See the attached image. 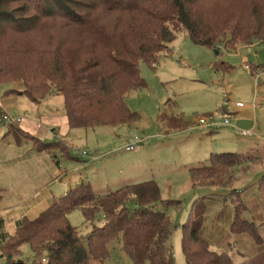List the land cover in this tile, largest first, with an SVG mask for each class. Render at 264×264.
I'll return each mask as SVG.
<instances>
[{"label":"trees","instance_id":"1","mask_svg":"<svg viewBox=\"0 0 264 264\" xmlns=\"http://www.w3.org/2000/svg\"><path fill=\"white\" fill-rule=\"evenodd\" d=\"M181 31L216 51L263 41L264 0H0V84L21 82L22 89L6 93L26 95L35 104L61 95L73 130L132 124L138 115L126 96L145 86L140 63L154 65L167 57ZM33 35L37 39L31 40ZM4 113L0 107V119ZM161 122L168 130L187 125L177 112L164 115ZM9 133L16 142L31 140L38 151L54 158L71 154L66 143L44 141L17 122L9 124ZM242 161L239 153H212L209 164L190 168L194 188L197 183L231 182ZM257 186L264 198V175ZM236 196L231 231L247 233L262 245L260 226L242 216L247 206ZM159 202L180 204L163 200L153 179L104 193L80 180L36 217L23 216L14 234L1 235L0 256L6 264H26L18 260L28 243L38 264H103L108 245L121 240L133 264H175L169 242L173 226L167 212L156 207ZM75 209L94 224L85 239L69 220ZM99 214L103 222L96 225ZM205 214L204 199L198 198L182 226L181 247L188 264H264V249L239 263L211 250L202 235Z\"/></svg>","mask_w":264,"mask_h":264},{"label":"rangeland","instance_id":"2","mask_svg":"<svg viewBox=\"0 0 264 264\" xmlns=\"http://www.w3.org/2000/svg\"><path fill=\"white\" fill-rule=\"evenodd\" d=\"M32 39L37 38L33 35ZM253 43L256 46L251 49L246 45L236 51L222 50L221 54H216L215 50L192 42L186 31L177 33L167 57L160 59L154 65H149L145 61L140 63V74L145 81V86L132 89L126 96L128 107L138 115L135 122L98 126L87 130L77 129L71 133L77 137L69 136L65 140L68 143V148L79 146L95 156L92 159L81 158L71 151L72 158L58 154L61 167L67 171L62 183L69 188L75 183L74 179H81L89 181L94 189L104 193L131 182L133 179L155 180L163 200H180L179 205L163 206L159 202L156 207L167 212L173 226L169 242L175 264H188L181 247L182 226L187 221L194 202L204 192H208L206 199L210 200L212 196H227L230 189H232L230 190L232 194H235V189L244 190L246 188H243V183L249 179L252 181L251 179L264 167V162L260 163V160L255 163L252 160L246 164H238L233 170L234 180L232 179L225 185H216L210 188V191L219 195L210 194L209 190H203V192L197 187H191L189 168L192 165L207 163L205 159H208V155L220 149L237 151L240 148L237 143L247 140V136L243 134L245 130L232 131L235 128L233 122L235 118L226 124L224 123L226 116L221 117L219 111L221 106L231 105L233 107L238 102L244 105L248 103L244 97H238L237 92L229 91V73H233V82L236 86L242 83L236 80L238 74L241 77L242 75L243 77L248 76L251 81L253 80L254 94L257 86L264 87L261 80L257 82L258 74L246 75L241 67V64L252 67L253 64L264 62V40H256ZM247 50H249L250 56L248 62L243 63L242 57ZM222 61H227L231 65L229 71L224 64H221ZM215 63L219 65L217 69ZM8 88L20 90L23 88V84L21 82L13 83L10 86L0 84V101L3 100L5 104H8L9 108L6 105L7 114L9 116L13 114L14 116H10V118L14 120L18 121L22 117L32 115L36 119L42 120L45 129V118L48 119L51 116L61 118L65 115L64 100L61 95H49L40 104H35L26 95L5 94ZM237 99L240 100L237 101ZM173 112L182 115V119L188 122V127L166 129V126L162 125L161 117L171 115ZM214 115H220V117L215 116L214 123L208 127L200 126L197 122L198 119H210ZM0 126L1 128L6 127ZM212 128H214V134L209 132ZM45 135H41V138L46 139ZM136 136L139 138L137 148L127 151L125 146ZM239 136H241V140L237 139ZM255 153L263 154L264 148H254L250 154L256 155ZM22 161L20 159L18 163L16 162L20 168L24 164ZM263 175L264 172L258 174L256 180ZM62 183H56L59 185V187H55L57 197L62 196L65 191ZM246 191L247 193L245 192L242 199L246 201L244 203L247 209L242 213V216L252 219L258 224L259 232L264 238L263 193L257 184L253 189L250 188ZM24 199L18 200L9 197L10 206H12L9 211H6L3 203L0 202V213L7 222L6 228L9 232L13 231L15 219H20L24 215L33 218L39 214L36 212L37 208L36 211L31 207L24 209L23 204L25 202L30 204L32 198L26 197L23 202ZM223 200L216 198L208 203L204 200L205 216L207 217L204 222L207 228L205 234L208 240H206L211 250L228 254L236 263H239L256 255L264 248V242L259 245L249 234H234L231 231V226L225 224V220L229 211L234 217L233 203L235 201L229 199L228 202H224ZM69 220L72 225L77 227L83 239L87 237L94 225L85 218L80 209L73 210L69 214ZM102 222V214H99L95 224L101 225ZM108 250L109 257L103 264H133L123 251L121 240L112 241L108 245ZM20 260L26 264H38L39 262L35 260V255L28 243L21 247ZM0 264H6L1 257ZM92 264L101 263L92 261Z\"/></svg>","mask_w":264,"mask_h":264},{"label":"crops","instance_id":"3","mask_svg":"<svg viewBox=\"0 0 264 264\" xmlns=\"http://www.w3.org/2000/svg\"><path fill=\"white\" fill-rule=\"evenodd\" d=\"M246 45L247 47H250V49L251 47L254 48L256 46L254 43L246 44ZM246 45H240L239 47H237V49H239L242 46H246ZM222 50L229 51L221 47V50H219L218 53L216 54H221ZM248 51L249 50H247L246 53L243 54V57H242L243 63L248 62V58L250 56ZM221 64L222 65L224 64L225 68L228 71L230 70L231 65H229L227 61H222ZM241 67H242V70L244 71L243 73H245L246 75L258 74L259 77H258L257 82L261 80L264 83V62L253 64L252 67L250 65L247 66V65L241 64ZM232 69H233V65H232ZM228 77H229V80H228L229 81L228 82L229 91L234 92V93L237 92L238 97H241V96L244 97L248 101V103H245V105H243L242 107L237 106V104L236 105L234 104L233 107L231 105H228L226 107L221 106L220 107L221 109L219 112H220L221 117L226 116L227 118H229L230 122H232L231 119L235 118L234 119L235 121H233L235 128H233L232 131L234 132V130H237L239 132L241 130H245L244 131L245 133L243 134L244 136H247L246 137L247 140L237 143V146H240V148H238L237 151L236 150L223 151V149H220V150H217L216 152H211L208 155L209 156L208 159H205L207 160V163H199L197 165H192L191 168L198 167L203 164H209V158L212 153H222V152L239 153L243 159L241 164H246L252 160H254L253 161L254 163L258 160H260L259 161L260 163L264 162V153L263 154L255 153L256 155L250 154L254 148H257V149L264 148V103H263L264 87L257 86L256 92L254 94V81L253 80L251 81V79L248 76L243 77L242 75L241 77L238 74L236 77V80H239L242 83H239L237 86L233 82L232 72L229 73ZM7 90H9V88L6 89L5 94H7L6 93ZM252 97L253 99H251ZM239 100L240 99H237V101ZM0 103H1L2 110L5 113H8V110L6 108V105L8 106V104H5L3 100L0 101ZM220 115H214L213 117L214 118L220 117ZM10 116L13 117L14 115L11 114ZM182 121L183 123L184 122L187 123V125H185L184 128L188 127V122L184 121L183 119ZM14 122H17L19 128H21L22 130L32 133L36 136H39L40 138H41V135L46 134L45 135L46 139H43L44 141H47L48 137H50L52 139L49 138V141L54 140V141H60V142L67 143L65 140L69 136H71L72 138L77 137V135L71 134L72 132H75V131L69 128L68 118L65 115L62 116L61 118L53 117V116H51V118H48V119L45 118V122H46L45 129L43 128L42 120H38L32 115L22 117L18 121L15 120ZM8 128H9V124L6 127H3V128L0 127V196H1L0 202H2L3 205L5 206V210L9 211L12 208V206H10L9 197L17 198L18 200L25 198L23 202L26 200V197H29V198L31 197L32 199H31L30 204H27V202L23 204L24 209L31 207L35 209L36 211V208H37L36 212L40 213L41 211H43L45 208H47L51 204L52 200L55 197H57L56 195L57 190L55 187H59V185L56 183H62L65 176L67 175V171L65 168L61 167L60 159L58 158V156L57 158H54L52 155H50L49 153L45 151H38L35 144L31 140L24 139L21 142H16L14 135L12 133L8 134ZM174 129H179V128H173V126H171V129L169 130H174ZM213 129L214 128L210 129L209 131L211 134L215 133L213 132ZM237 139L241 140V136L237 137ZM67 146H68V143H67ZM60 155L72 158V156H70V154L68 153H60ZM20 159L23 160L22 162H24V164L22 165V168H20L17 164L18 160ZM262 172H264V167L261 169V171H259V173H257L254 176L253 179H251L252 181H250L249 179L248 181H246V183H243V188H246V189L244 190L235 189L236 192L234 195L229 194L230 190H232L230 189L227 196L226 195L225 196H222V195L212 196L210 200L206 199L208 198L207 197L208 192L205 193L204 191L209 190L210 194L219 195V194H215L214 192L210 191L211 190L210 188L211 187L213 188L216 185L197 183L196 185L197 189L199 188L201 191L204 190L203 191L204 193H202L198 198H203L205 202L208 203L209 201L216 199V198L222 199V200L224 199L223 200L224 202H228L229 199L234 200L236 197L235 195L237 194H240L241 197H243V195L247 193L246 190L250 188L253 189V187L257 184L259 179L256 180V176ZM232 179L234 180L235 177H233ZM74 180H75L74 184H76L81 179L80 180L74 179ZM132 181H141V180L133 179ZM248 182H250V184H248ZM74 184H72V186ZM62 186H64L63 190H65L62 193L64 195L65 192L71 187V185L69 186V188H67L66 185L62 183ZM191 187L194 188L192 180H191ZM232 218H233L232 212L229 211L228 215L226 216L225 224H229L231 226L232 221H233ZM20 219H15L16 221L13 225V231L9 232L7 231V228H6L7 222L5 221L4 217L0 213V239L2 237L1 235H3V237H6V236L14 234L16 230L17 222ZM206 229L207 228L204 225L203 230H202V235L205 239L208 240V237L205 234Z\"/></svg>","mask_w":264,"mask_h":264},{"label":"built area","instance_id":"4","mask_svg":"<svg viewBox=\"0 0 264 264\" xmlns=\"http://www.w3.org/2000/svg\"><path fill=\"white\" fill-rule=\"evenodd\" d=\"M248 68V67H247ZM249 69V68H248ZM263 103H264V98H263ZM244 104L241 103V102H238L237 103V106L239 107H242ZM0 107H1V103H0ZM2 108V107H1ZM15 120H13L12 118H10V116L7 114V113H4L3 117L0 119V125L2 126H7L8 124H11V123H14ZM198 124L200 126H203V127H208L210 126V124H213L214 123V117L210 118V119H206V118H201V119H198ZM230 122L229 118H225L224 119V123L228 124ZM1 127V126H0ZM138 142H139V138L136 136L134 138H132L130 140V142L125 146V149L127 151H132V150H135L137 148V145H138ZM70 151L78 156V157H88L90 159L94 158V154H89L88 151L86 150H83L81 147L79 146H71L70 147Z\"/></svg>","mask_w":264,"mask_h":264},{"label":"water","instance_id":"5","mask_svg":"<svg viewBox=\"0 0 264 264\" xmlns=\"http://www.w3.org/2000/svg\"><path fill=\"white\" fill-rule=\"evenodd\" d=\"M216 53H218V51H216ZM18 263H21V260H18Z\"/></svg>","mask_w":264,"mask_h":264}]
</instances>
